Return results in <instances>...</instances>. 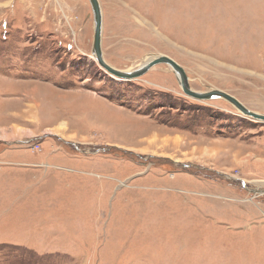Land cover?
Segmentation results:
<instances>
[{"label": "rangeland", "instance_id": "obj_1", "mask_svg": "<svg viewBox=\"0 0 264 264\" xmlns=\"http://www.w3.org/2000/svg\"><path fill=\"white\" fill-rule=\"evenodd\" d=\"M99 1L108 64L165 55L194 91L264 114V0ZM94 28L89 0H0V75L36 80L41 117L54 111L1 128L0 163L22 149L20 165L66 171L0 215V264H264V122L187 96L164 64L119 81L93 58ZM217 200L236 207L232 230L205 213Z\"/></svg>", "mask_w": 264, "mask_h": 264}, {"label": "crops", "instance_id": "obj_2", "mask_svg": "<svg viewBox=\"0 0 264 264\" xmlns=\"http://www.w3.org/2000/svg\"><path fill=\"white\" fill-rule=\"evenodd\" d=\"M10 79V77L2 76L0 75V97L2 98V104H0V116H4V114L7 112V117L5 118L6 124H0L1 128H10V125L15 126L16 122L18 120L27 121L30 119V116H32L33 119H37L38 116H42L41 109L45 108L44 105H42L39 102V92H38V82L34 79L30 80H23L18 81ZM18 94L17 98L20 99V106H10L4 102V100H8L9 98H6L5 95L7 94ZM38 94V95H35ZM5 97V98H4ZM32 97V98H31ZM30 98V99H29ZM29 103L33 104V107L29 108ZM30 112V113H29ZM54 112V111H53ZM53 112L50 114L49 112H45L46 120L44 117H41L44 123H49L51 120L49 117L53 114ZM14 113L16 115H14ZM31 114V115H30ZM41 119V120H42ZM61 123V120H58L56 123H52L49 125H52V129L58 128ZM72 124V123H71ZM11 126V127H12ZM14 141V140H13ZM19 142H15L11 144V147H18ZM23 143V142H21ZM71 149L77 152H85L84 148L80 143L77 142H68L67 143ZM22 149H11L7 150L3 153L2 157L7 158L9 161L0 163V215L5 216H12L13 213V206L17 203L18 200H22L25 197H28L27 188L28 181L30 179L34 181H40L44 179L45 176L49 175V172L53 170V173L55 171H63L61 168L59 169H53L51 167H48L47 170L45 168H34V167H24L20 165V161L18 158L20 157V154L22 153ZM54 160L53 156L44 157L42 156V159L39 160V163L46 164V165H52L56 164V166L61 167L56 162H52ZM65 167V166H63ZM66 168V167H65ZM236 180V179H232ZM27 182V184H25ZM242 187L246 188V181L240 180ZM43 194L37 195V199H40L42 201ZM220 201L217 200L216 207L217 211L214 212V201H208L206 202L207 205H209L210 208L213 210L211 212L205 211V213H208V215H212L218 221L215 223L216 225L219 224H226L230 226L229 228L232 230L233 226H237V214L231 213V211L236 209V207L233 205L232 210L227 209V213L224 211H221V205L219 203ZM25 206V204H19V208L22 209V207ZM225 209V208H223ZM226 210V209H225ZM38 209L34 212V214L37 215ZM204 214V213H203ZM247 214H240L241 219L244 221ZM247 221V219L245 220ZM241 224V223H240ZM246 226L245 224H241ZM228 229V230H230ZM246 230V228H245Z\"/></svg>", "mask_w": 264, "mask_h": 264}, {"label": "water", "instance_id": "obj_3", "mask_svg": "<svg viewBox=\"0 0 264 264\" xmlns=\"http://www.w3.org/2000/svg\"><path fill=\"white\" fill-rule=\"evenodd\" d=\"M95 19V28H94V42H93V50L92 53L96 58V61L105 70L114 78L119 80L130 81L133 79H137L146 73H148L151 69L156 67L157 65L164 64L169 66L172 71L176 75H178V82L183 90V92L196 100L199 101H209L213 99H225L229 101L236 109H238L243 115L255 119L257 121L264 122V114H260L257 112L252 111L251 109L247 108L242 102H240L234 96L220 91V90H211L207 92H199L194 91L190 85L189 77L185 71V69L177 63L172 58L159 55L155 58H152L145 62L140 68L134 69L133 71L127 70H119L111 66L106 62L104 59L103 49H102V36H103V14H102V7L99 0H89Z\"/></svg>", "mask_w": 264, "mask_h": 264}, {"label": "bare ground", "instance_id": "obj_4", "mask_svg": "<svg viewBox=\"0 0 264 264\" xmlns=\"http://www.w3.org/2000/svg\"><path fill=\"white\" fill-rule=\"evenodd\" d=\"M93 58L95 59V56H93ZM96 60V59H95ZM141 67V66H140ZM139 67V68H140ZM133 71V70H132ZM174 72V71H173ZM175 74V73H174ZM176 75V74H175ZM177 76V79H178V75H176ZM113 77V76H112ZM117 79V78H116ZM120 81V80H119Z\"/></svg>", "mask_w": 264, "mask_h": 264}]
</instances>
